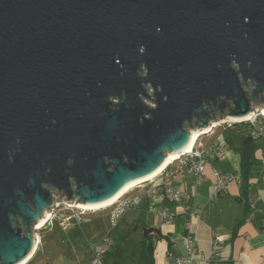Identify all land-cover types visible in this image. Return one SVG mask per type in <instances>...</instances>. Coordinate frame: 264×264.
I'll return each mask as SVG.
<instances>
[{"label":"water","instance_id":"1","mask_svg":"<svg viewBox=\"0 0 264 264\" xmlns=\"http://www.w3.org/2000/svg\"><path fill=\"white\" fill-rule=\"evenodd\" d=\"M254 103L264 0H0V264L30 252L53 189L101 204Z\"/></svg>","mask_w":264,"mask_h":264},{"label":"crops","instance_id":"2","mask_svg":"<svg viewBox=\"0 0 264 264\" xmlns=\"http://www.w3.org/2000/svg\"><path fill=\"white\" fill-rule=\"evenodd\" d=\"M223 126L216 130L209 144L215 140L221 143L222 158L205 162L200 183L192 175L175 177L172 188L182 194L179 203L165 196L157 201L158 207L174 213L172 223L166 225L148 214L150 199L145 192L134 194L141 195L143 204L137 209L141 208V213L146 211L148 219L123 217L118 221V228L109 236L112 256L108 264H173L174 259L187 256L188 237L196 249L192 264H264V142L251 139L247 125ZM214 168L237 179L227 185L223 197L212 198ZM159 194L162 195L161 190ZM108 228L102 234L92 235L93 243L108 235ZM144 228L158 233L139 237ZM141 238L145 245H150L149 250L139 243ZM216 238H221V243ZM38 247L25 264H68L60 256L59 260L54 259L57 263L51 262L54 257L45 255L46 260L37 255ZM72 252L77 254L75 248ZM76 256L74 264H86L91 256L90 247H86L85 254Z\"/></svg>","mask_w":264,"mask_h":264},{"label":"built area","instance_id":"3","mask_svg":"<svg viewBox=\"0 0 264 264\" xmlns=\"http://www.w3.org/2000/svg\"><path fill=\"white\" fill-rule=\"evenodd\" d=\"M262 107H253L251 105L250 117L246 120L239 122L219 123L218 126H231L232 124H246L248 127L249 135L253 140H262L264 142V115L260 111ZM218 127V128H219ZM216 129V128H215ZM211 128L206 134H202L191 152L181 155L176 161L171 163L164 169L156 178L150 182H146L147 186L141 187L142 193L145 192L146 196L150 199L148 204V214L153 216L156 220L161 219L164 224L172 223L175 215L168 208H160L157 206V201L161 200L163 196L169 198L173 203H179L182 194L172 188V183L177 176L192 175L196 178L197 183H200L204 177V167L206 161H213L216 158H222L220 154L221 143L215 140L211 145L205 146L201 144L200 138L209 134H214ZM213 182L211 194L212 198L223 197L226 195V187L229 183L237 181L235 176L223 175L219 170L213 169ZM140 189V188H139ZM161 190L162 195L159 194ZM127 193L124 197L119 199L114 205L107 207L109 209V217L112 220V229L115 227L127 212L134 211L141 204V195H132ZM58 202L50 206L48 211V219L44 226L52 225L58 222L61 229L66 230L72 224L81 225V216L84 214L82 210H78L75 206L72 207L66 200H56ZM106 209V208H105ZM104 210V209H103ZM77 212V214L75 213ZM70 213V214H69ZM52 227V226H51ZM221 238H216L217 243H221ZM112 241L108 235H105L98 242L90 245V259L86 264H105L104 256L110 248ZM38 247V246H37ZM195 247L193 240L187 238V256L184 258H177L173 260V264H192L193 256L195 254Z\"/></svg>","mask_w":264,"mask_h":264},{"label":"rangeland","instance_id":"4","mask_svg":"<svg viewBox=\"0 0 264 264\" xmlns=\"http://www.w3.org/2000/svg\"><path fill=\"white\" fill-rule=\"evenodd\" d=\"M252 105L254 108L257 107V106H255L256 105L255 103ZM258 107L259 108L261 107L260 103L258 104ZM261 109H263V108H261ZM227 114H229L228 110H226L219 117L221 119H224ZM219 117H216L213 115L210 117V120L206 119L205 121H206V123L209 124L210 122L219 121ZM220 123H222V122H220ZM224 123H228V122H224ZM234 123H236V122H234ZM218 127L219 126L216 125V129L214 128L215 129V130H213L214 134H212V135L209 134L207 136H203L202 138H200L201 144H203L205 146L209 145L210 142L213 140V137L216 134V130L218 129ZM220 127H224V126H220ZM191 128L192 129L198 128L197 126H195V121H193L191 123ZM191 128L189 127V124L184 125V130L187 132H189ZM197 141H198V139H197ZM143 186H147L146 182L141 183L135 189L131 190L130 194L128 196L134 195L135 193L140 191L141 187H143ZM62 200H64V199H62ZM55 202H58V201H56V200L52 201V203H55ZM52 205H54V204H52ZM141 210L142 209L140 208V209H137L134 211L127 212L124 215V217L134 218L135 220L138 218H141L142 220L148 219L147 212L143 211L141 213ZM43 212H42V214H43ZM75 213L77 214V212H75ZM108 213H109L108 208H106L104 210L101 209V210H96V211L84 212V214L80 217L82 220L81 225H80L81 227L78 226L75 222V225L73 227L70 226L71 228L69 227L68 231H65V232L60 231V226L58 225V222H55L52 225L44 226V228H42L40 231H37V230L28 231L31 236H33V237L38 236L39 237V241H40L39 244L40 245H39L37 252H36L37 255H43V257L45 255H49L51 257H54L51 260V262H57V263H59V262L57 260H54V259L57 258L59 260L60 258H65L66 261H68V264H74L76 257H78L76 255H79L81 252L83 254H85L86 247L87 248L90 247V245L95 241L94 239H92V235L99 234V233L102 234V232L104 230H106L107 227H109L108 229L110 230V232L108 233V236L111 235V233H112L111 227H112L113 222L110 219ZM18 222L20 225L18 224L16 226H21V222L20 221H18ZM116 224H117V222H116ZM30 226L32 227L33 225H30ZM34 227H35V225L33 226V228ZM79 229H80V231L76 233L75 231H78ZM89 232H90V235H89ZM22 234H24V231H22ZM84 234H85V236H84ZM142 236H143V233H139V237H142ZM61 243H63V245H60ZM74 248H75V251L77 252V254H75V255L72 252V249H74ZM59 256H60V258H59ZM73 256H75V257H73ZM47 257L48 256H45L44 258H46V260H47Z\"/></svg>","mask_w":264,"mask_h":264},{"label":"bare ground","instance_id":"5","mask_svg":"<svg viewBox=\"0 0 264 264\" xmlns=\"http://www.w3.org/2000/svg\"><path fill=\"white\" fill-rule=\"evenodd\" d=\"M249 117H250V114H249ZM248 118L240 119V120L227 119V120H223L222 123H224V122H239V121L246 120ZM210 123L212 124L213 122H210ZM211 128H216V126H214V127L208 126V128H207L208 130L206 132H202V130L198 128L199 129L198 130V133L194 135V137H193V139H192V141H191V143L189 145V148L186 151H183V152H180V151H182V149L180 151L178 150L176 157L167 158L168 157V154H171V152H173V149L166 150L168 152L165 151V153L163 155V158H167V159L165 160V162L159 168H157L156 170H154L151 173L150 176L145 177V178H142L140 180L134 181V182L126 185L121 190H119L115 195H113L111 198L107 199L106 201L102 202L101 204H96V205H91L90 206V205H84V204H73L71 202H68V203L70 205H72V207L75 206L76 209L82 210L83 212L101 210V209H105L107 207H110L111 205H114L119 199H121L122 197H124L127 193H129L131 190L135 189L141 183L148 182V181L150 182L152 179H154L156 176H158L164 169H166V167L168 165H170L171 163H173L174 161H176L181 155L191 152V150L193 149L195 143L197 142V139H199V137L202 134L208 133ZM195 132H196L195 129H193V133H195ZM187 135L191 136L190 131L187 133ZM184 145H186V143ZM172 154L175 155L174 153H172ZM41 218H42L41 216L38 217L39 220ZM47 219H48V214L46 215V218H45V220L43 222L39 223L38 225H37V222L35 223L34 229L37 230V231H40L42 228H44V224H45V222H46ZM31 239H32V242H33L32 249L25 256V258L22 259L17 264H25V263H27V261L29 259H31V257L34 255L35 250L37 248L38 239L35 238V237H33V236L31 237Z\"/></svg>","mask_w":264,"mask_h":264},{"label":"flooded vegetation","instance_id":"6","mask_svg":"<svg viewBox=\"0 0 264 264\" xmlns=\"http://www.w3.org/2000/svg\"><path fill=\"white\" fill-rule=\"evenodd\" d=\"M15 155V153H13V156ZM59 166L58 165H56V164H54L53 166L52 165H50V166H48L47 167V174H52L49 178L51 179V177L53 176V171H55V170H57V168H58ZM36 179L37 180H40L41 179V174H40V172H39V170H37V172H36ZM41 185V187H44L45 189L47 188V185H42V184H40ZM72 187H74V184L72 183ZM53 189V188H52ZM60 199V193H59V191L57 192V190L56 189H53L52 190V200H59ZM35 238H37L38 239V244H39V237L38 236H34ZM38 244H37V246H38Z\"/></svg>","mask_w":264,"mask_h":264},{"label":"trees","instance_id":"7","mask_svg":"<svg viewBox=\"0 0 264 264\" xmlns=\"http://www.w3.org/2000/svg\"><path fill=\"white\" fill-rule=\"evenodd\" d=\"M237 125H246V124H243V123H240V124H234L233 126H237ZM122 220V219H121ZM118 228V224L115 226V227H113V230L112 231H114V230H116ZM143 237H145V236H143ZM143 241V242H142ZM139 243H143V246L144 247H146V250H149L150 249V245H145V242H144V239H140L139 240ZM111 254H110V250L108 249V251H107V253L105 254V256H104V263L105 264H108V262L110 261V259H111Z\"/></svg>","mask_w":264,"mask_h":264}]
</instances>
